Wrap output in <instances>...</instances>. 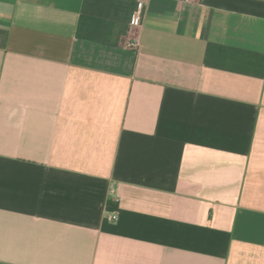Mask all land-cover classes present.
Segmentation results:
<instances>
[{"label": "crops", "instance_id": "1", "mask_svg": "<svg viewBox=\"0 0 264 264\" xmlns=\"http://www.w3.org/2000/svg\"><path fill=\"white\" fill-rule=\"evenodd\" d=\"M137 3L0 0V264H264V0Z\"/></svg>", "mask_w": 264, "mask_h": 264}, {"label": "built area", "instance_id": "2", "mask_svg": "<svg viewBox=\"0 0 264 264\" xmlns=\"http://www.w3.org/2000/svg\"><path fill=\"white\" fill-rule=\"evenodd\" d=\"M137 1H138L137 8L133 15L132 24L135 26H141L143 25V22L145 20L147 0H137ZM184 1H190V0H184ZM130 45L133 48H138L140 42L134 39L130 42ZM116 201H119V197H116ZM117 218H118V211L116 210L113 212V214L110 215V219L117 220Z\"/></svg>", "mask_w": 264, "mask_h": 264}]
</instances>
